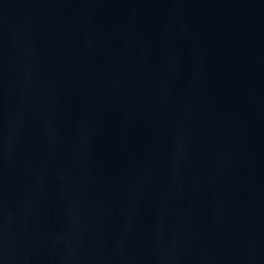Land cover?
Instances as JSON below:
<instances>
[{
	"label": "water",
	"instance_id": "water-1",
	"mask_svg": "<svg viewBox=\"0 0 264 264\" xmlns=\"http://www.w3.org/2000/svg\"><path fill=\"white\" fill-rule=\"evenodd\" d=\"M0 264H264V0H0Z\"/></svg>",
	"mask_w": 264,
	"mask_h": 264
}]
</instances>
